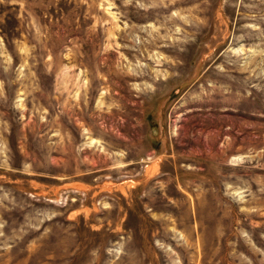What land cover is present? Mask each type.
I'll use <instances>...</instances> for the list:
<instances>
[{
  "label": "rangeland",
  "instance_id": "374dc122",
  "mask_svg": "<svg viewBox=\"0 0 264 264\" xmlns=\"http://www.w3.org/2000/svg\"><path fill=\"white\" fill-rule=\"evenodd\" d=\"M0 264H264V0H0Z\"/></svg>",
  "mask_w": 264,
  "mask_h": 264
}]
</instances>
